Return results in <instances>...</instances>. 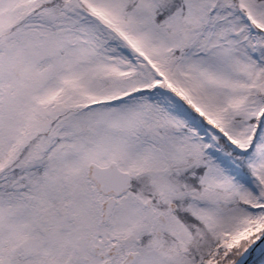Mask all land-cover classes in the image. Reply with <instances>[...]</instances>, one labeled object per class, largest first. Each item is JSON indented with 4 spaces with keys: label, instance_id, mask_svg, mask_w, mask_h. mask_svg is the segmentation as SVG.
<instances>
[{
    "label": "snow or ice",
    "instance_id": "6c2138e0",
    "mask_svg": "<svg viewBox=\"0 0 264 264\" xmlns=\"http://www.w3.org/2000/svg\"><path fill=\"white\" fill-rule=\"evenodd\" d=\"M0 264H264V0H0Z\"/></svg>",
    "mask_w": 264,
    "mask_h": 264
}]
</instances>
